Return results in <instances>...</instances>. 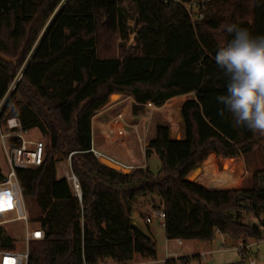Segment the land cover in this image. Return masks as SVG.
<instances>
[{
  "label": "trees",
  "instance_id": "1",
  "mask_svg": "<svg viewBox=\"0 0 264 264\" xmlns=\"http://www.w3.org/2000/svg\"><path fill=\"white\" fill-rule=\"evenodd\" d=\"M200 1L0 0V124L16 117L25 130L48 138L42 164L17 169L24 197L40 210L36 221L44 232L30 243L28 264L155 259V237L131 221L141 196L160 199L152 207L163 204L169 240L210 242L219 233L245 245L264 238V170L254 171L252 186L240 191L209 189L188 179L212 153L238 158L264 144V136L236 126L218 102L227 93L228 77L215 62L219 47L231 39L226 24L264 35V0H207L203 19L193 22L185 4ZM130 34L134 44H128ZM123 92L134 99V116L148 103L161 107L195 94L181 105L184 137L158 124L149 140L145 157L156 154L162 161L156 175L147 165L129 173L115 170L89 152L92 118L111 95ZM6 143L20 141L8 137ZM70 153L81 200L57 176L56 162ZM5 179L0 170V182ZM246 213L259 223L243 222ZM15 244L0 226V251L15 250Z\"/></svg>",
  "mask_w": 264,
  "mask_h": 264
},
{
  "label": "rangeland",
  "instance_id": "2",
  "mask_svg": "<svg viewBox=\"0 0 264 264\" xmlns=\"http://www.w3.org/2000/svg\"><path fill=\"white\" fill-rule=\"evenodd\" d=\"M127 9L129 10L130 17L135 15L134 7H128L127 5ZM106 40L108 41V45L109 43L114 45L115 40L113 36H107ZM121 40L118 39L117 42L119 43ZM134 40V35L130 34L128 44H134ZM193 96H195L194 93L178 96L174 100L167 101L161 107L146 106L143 114L134 116L131 113V106L134 99L130 94L123 92L111 95L107 104L92 118V132L96 147L98 146L97 148L102 154L111 157L129 168L130 172L138 167H145L147 165L152 173L156 175L162 167V161L156 154L145 158L149 140L153 137L158 124L169 126L171 136L176 137V135L181 134L183 138L184 128L180 109L184 101ZM166 104H169L167 108H165ZM119 120L122 121L116 122ZM29 136L35 137L36 139L42 138L48 142L47 136H43L37 129L30 130ZM263 145L261 142L248 156H240L236 160L230 159L226 163L219 162L220 169H230L234 173L228 180L230 184L222 188H235V190L240 191L247 190L252 186L253 172L256 170H264ZM217 158L218 160L221 159L219 157ZM56 163L57 176L64 178L66 168L64 159H58ZM240 166L245 168L239 170ZM0 170L7 179L9 167L1 139ZM191 173L188 177L193 182H196L195 180L199 174L193 176L194 174ZM149 198L141 196L134 202V210L131 215L132 223L137 216L146 221L145 219L148 213L143 211L144 208L152 206L153 203H161L159 198L155 197L153 201ZM24 202L28 215V226L30 229H33L38 224L36 220L40 216V210L34 199L24 197ZM244 216L243 222L259 223V220L251 213H246ZM0 226H3L15 240V250L24 252L26 249V231L22 223L19 221L4 222L3 218L0 217ZM151 228L156 238L157 257L155 259H141L138 256V259L135 258L133 261L135 264H165L166 260L170 257L169 254L172 252H176L179 259H174L171 264H249L248 257L241 254V248L243 247H249V254L255 259L256 264H264V238L261 240L249 239L244 245L241 242L234 241L229 237L216 233L210 242L188 240L179 243L178 240H169L166 238L164 227L158 219L153 220ZM182 257H189V259L187 262L181 263L180 259ZM107 264L117 263L108 262Z\"/></svg>",
  "mask_w": 264,
  "mask_h": 264
},
{
  "label": "built area",
  "instance_id": "3",
  "mask_svg": "<svg viewBox=\"0 0 264 264\" xmlns=\"http://www.w3.org/2000/svg\"><path fill=\"white\" fill-rule=\"evenodd\" d=\"M175 1L180 2L181 0ZM206 2L207 0H201L200 4L202 6H199L198 2L193 3V5L189 3L185 4L193 22H195V20L203 19V9ZM146 106L156 107L152 103H148ZM1 107L2 105H0V110ZM29 132L30 131H27L23 128L20 120L16 117H10L0 124V139L2 141L3 150L5 152L6 161L9 167L7 179H5L3 182H0V217L3 218L4 222H21L26 231L25 251H0V264H28L30 243L34 240H40L44 237V232L39 225L33 229H30L28 226L29 221L24 202V195L17 178V169H26L40 166L48 149V144L44 139L30 137ZM8 137L19 139V145L12 147L8 146L6 143V139ZM97 147L92 132L91 147L89 152H91L100 161L104 157L111 158L102 154ZM72 155L73 153H70L69 156L64 160V164L66 166L64 178L67 180L74 195L79 200H81L82 190L80 181L72 169ZM153 219H158L164 227L165 212L163 204H161L158 210H152L151 214L146 218V222L150 223ZM178 241L179 243H183L182 240ZM241 254L248 257L249 264H256L255 259L249 254V247L241 248ZM169 256L170 257L168 259L171 260L179 259L176 252L170 253ZM100 264L107 263L101 262Z\"/></svg>",
  "mask_w": 264,
  "mask_h": 264
},
{
  "label": "clouds",
  "instance_id": "4",
  "mask_svg": "<svg viewBox=\"0 0 264 264\" xmlns=\"http://www.w3.org/2000/svg\"><path fill=\"white\" fill-rule=\"evenodd\" d=\"M224 31L231 39L219 47L215 62L228 77L227 93L217 100L232 114L236 126L264 136V35H253L232 23Z\"/></svg>",
  "mask_w": 264,
  "mask_h": 264
},
{
  "label": "crops",
  "instance_id": "5",
  "mask_svg": "<svg viewBox=\"0 0 264 264\" xmlns=\"http://www.w3.org/2000/svg\"><path fill=\"white\" fill-rule=\"evenodd\" d=\"M175 98H177V97H174L170 100H174ZM120 121H122V120H119L116 122H120ZM155 135H156V130L154 132L153 137H155ZM183 136H184V134H183ZM176 137H182V135L178 134V135H176ZM211 158H212V160L210 162L206 163V161L208 159H211ZM230 159L236 160V158H221L218 160V158L216 157V155L214 153L210 154L208 156V158L202 163L201 167L196 168L191 173V174H194L193 176H196V174L197 175L199 174L198 178H196V180H195L196 181L195 183H198V184H200L206 188H209V189H235V188H222V187H225L226 185L230 184L228 180L233 176L234 173L230 169H220V167H219L220 163L219 162L226 163ZM239 168H240L239 170H243V168H245V167L242 168V166H240ZM152 210H153V207L148 206V207L144 208L143 211H146L148 213L147 215L149 216L151 214ZM147 215H146V218L148 217ZM153 220H152V222H153ZM152 222L147 223L146 221H144L139 216H137L135 218V220H133V224L136 225L143 233L154 237V232L152 231V228H151ZM182 242H185V241H182ZM239 242H241V241H239ZM137 257H138V255H136L134 257V259L132 260V262L130 264H135L133 261ZM140 258L143 259L142 257H140ZM108 262H110V261H108Z\"/></svg>",
  "mask_w": 264,
  "mask_h": 264
},
{
  "label": "water",
  "instance_id": "6",
  "mask_svg": "<svg viewBox=\"0 0 264 264\" xmlns=\"http://www.w3.org/2000/svg\"><path fill=\"white\" fill-rule=\"evenodd\" d=\"M176 138L177 139H182V137H176ZM101 162L103 164L107 165L108 167L113 168L115 170L122 171L124 173H129L130 172L129 168H127L126 166H124L123 164L119 163L118 161H116L114 159H111V158H108V157H104V158H102ZM239 197L242 198L243 195L240 194Z\"/></svg>",
  "mask_w": 264,
  "mask_h": 264
},
{
  "label": "bare ground",
  "instance_id": "7",
  "mask_svg": "<svg viewBox=\"0 0 264 264\" xmlns=\"http://www.w3.org/2000/svg\"><path fill=\"white\" fill-rule=\"evenodd\" d=\"M169 101H170V100H169ZM167 106H169V104H168V105L166 104V105H165V108H167Z\"/></svg>",
  "mask_w": 264,
  "mask_h": 264
}]
</instances>
